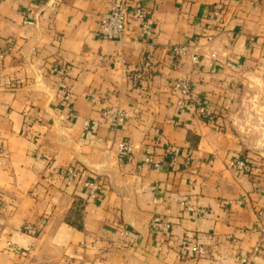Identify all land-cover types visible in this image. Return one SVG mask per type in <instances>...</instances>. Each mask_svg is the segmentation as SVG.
I'll use <instances>...</instances> for the list:
<instances>
[{
    "label": "crops",
    "instance_id": "0c3cea01",
    "mask_svg": "<svg viewBox=\"0 0 264 264\" xmlns=\"http://www.w3.org/2000/svg\"><path fill=\"white\" fill-rule=\"evenodd\" d=\"M125 1L0 0V264H264V0Z\"/></svg>",
    "mask_w": 264,
    "mask_h": 264
},
{
    "label": "built area",
    "instance_id": "2783aa9c",
    "mask_svg": "<svg viewBox=\"0 0 264 264\" xmlns=\"http://www.w3.org/2000/svg\"><path fill=\"white\" fill-rule=\"evenodd\" d=\"M136 16L140 19L144 20V14L141 10L136 11ZM129 25V5L125 0H110V7L109 9L101 16L98 26V33L103 36L104 38L108 40H116L120 41L123 39V37L126 34L127 28ZM142 34L149 38L151 37V27L150 24L144 20V24L142 26ZM208 40H212V37H208ZM175 52L178 55H183L186 52V49L184 47H176ZM53 71L57 74L63 75L65 73L64 68H54ZM138 79L144 78V72L139 71L137 75ZM173 89L176 93L180 94L182 96V99H180L177 103L178 107L185 108L186 103L184 99H195V93L192 87V84L188 78H182L177 79L173 84ZM69 98V95H67V99ZM197 114L207 123H214V115L212 114L211 110H209L208 107L201 104L196 109ZM108 116L111 121V125L113 130L117 131L119 130L122 125L125 123L126 115L124 112L118 110L115 112L108 113ZM120 151L122 156L128 157L133 154L134 151V145L132 143L126 142L122 143L120 145ZM175 154H178V150ZM148 162H152V159H148ZM162 165V163H154V166L156 168H159ZM231 167L239 170L240 172H248L250 170V166L245 160H234L231 162ZM69 175L71 177H77V173L75 171H70ZM88 189V196L89 199H94L97 197L98 193V185L96 183H88L87 184ZM193 212H195L199 216H206L210 214V211L207 209L199 208V209H192ZM153 225L156 227H169L167 223L162 221L160 218H155L153 220ZM24 230L28 233H35L34 229L26 225L24 227ZM125 230L123 231V234H125ZM191 252L195 256H201L204 255L205 250L204 248L199 245L198 243H191L190 244ZM243 264H251L248 263L246 260L242 261Z\"/></svg>",
    "mask_w": 264,
    "mask_h": 264
}]
</instances>
